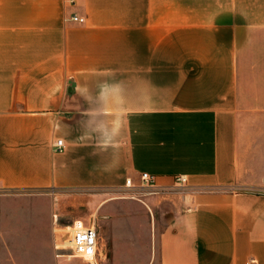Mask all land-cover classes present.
I'll return each instance as SVG.
<instances>
[{
  "label": "crops",
  "instance_id": "0c3cea01",
  "mask_svg": "<svg viewBox=\"0 0 264 264\" xmlns=\"http://www.w3.org/2000/svg\"><path fill=\"white\" fill-rule=\"evenodd\" d=\"M0 264H264V0H0Z\"/></svg>",
  "mask_w": 264,
  "mask_h": 264
},
{
  "label": "built area",
  "instance_id": "2783aa9c",
  "mask_svg": "<svg viewBox=\"0 0 264 264\" xmlns=\"http://www.w3.org/2000/svg\"><path fill=\"white\" fill-rule=\"evenodd\" d=\"M73 19L83 21L74 15ZM53 149L55 151H62L65 148V143L62 138L56 139L53 142ZM179 184H185L187 177L179 175L176 177ZM128 186H136L140 188H149L155 184V176L149 172H142L141 182L137 185L132 178L126 179ZM67 241L70 247L57 244V252L59 255H69L86 259L90 262H95L98 256L102 255L103 251V237L101 236L95 222H86L83 219H75L70 225ZM251 263H257L256 259H252Z\"/></svg>",
  "mask_w": 264,
  "mask_h": 264
},
{
  "label": "rangeland",
  "instance_id": "374dc122",
  "mask_svg": "<svg viewBox=\"0 0 264 264\" xmlns=\"http://www.w3.org/2000/svg\"><path fill=\"white\" fill-rule=\"evenodd\" d=\"M135 198L140 199V198H144V196L138 194ZM157 204L158 205H157L156 215L158 219L162 221L163 224H166L173 214L174 205L171 203L170 199L167 198H163L162 203L157 202ZM79 211H80L79 213L77 211H74V204L69 203V214L66 218L62 220L63 226L60 228V232H61L60 244L62 246L70 247L69 242L67 241L68 233L70 231V228L68 226H70L73 223V221L77 218H82L86 222H95L99 232L102 233L101 235L105 237L104 233L102 232V228L100 226V219L98 218V215L92 216L91 214H86L83 209H79Z\"/></svg>",
  "mask_w": 264,
  "mask_h": 264
},
{
  "label": "bare ground",
  "instance_id": "6f19581e",
  "mask_svg": "<svg viewBox=\"0 0 264 264\" xmlns=\"http://www.w3.org/2000/svg\"><path fill=\"white\" fill-rule=\"evenodd\" d=\"M68 227L70 228V226H68ZM68 227H67V228H68Z\"/></svg>",
  "mask_w": 264,
  "mask_h": 264
}]
</instances>
